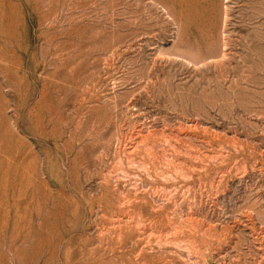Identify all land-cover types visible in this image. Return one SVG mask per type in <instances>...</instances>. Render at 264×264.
<instances>
[{"label": "rangeland", "instance_id": "rangeland-1", "mask_svg": "<svg viewBox=\"0 0 264 264\" xmlns=\"http://www.w3.org/2000/svg\"><path fill=\"white\" fill-rule=\"evenodd\" d=\"M0 264H264V0H0Z\"/></svg>", "mask_w": 264, "mask_h": 264}, {"label": "bare ground", "instance_id": "bare-ground-1", "mask_svg": "<svg viewBox=\"0 0 264 264\" xmlns=\"http://www.w3.org/2000/svg\"><path fill=\"white\" fill-rule=\"evenodd\" d=\"M172 2L174 3V5L176 6L177 5V0H172ZM210 4V3H209ZM207 5V4H206ZM205 5V6H206ZM208 6V5H207ZM178 51V50H177ZM182 54V53H181ZM147 143V142H146ZM146 153V152H145ZM151 154V153H150ZM148 155V154H147ZM167 178V177H166ZM189 255V254H188Z\"/></svg>", "mask_w": 264, "mask_h": 264}]
</instances>
